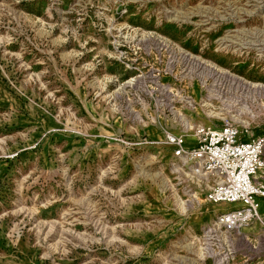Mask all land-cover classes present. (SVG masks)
<instances>
[{
    "label": "rangeland",
    "instance_id": "obj_1",
    "mask_svg": "<svg viewBox=\"0 0 264 264\" xmlns=\"http://www.w3.org/2000/svg\"><path fill=\"white\" fill-rule=\"evenodd\" d=\"M227 119L264 134V0H0V264H264V197L217 227L165 142Z\"/></svg>",
    "mask_w": 264,
    "mask_h": 264
},
{
    "label": "built area",
    "instance_id": "obj_2",
    "mask_svg": "<svg viewBox=\"0 0 264 264\" xmlns=\"http://www.w3.org/2000/svg\"><path fill=\"white\" fill-rule=\"evenodd\" d=\"M189 144L182 133L165 132V142L182 164H189L208 181L207 198L216 203H236L220 211L215 225L235 230L259 217L258 202L264 197V134L244 136L230 120L218 125L198 124Z\"/></svg>",
    "mask_w": 264,
    "mask_h": 264
},
{
    "label": "bare ground",
    "instance_id": "obj_3",
    "mask_svg": "<svg viewBox=\"0 0 264 264\" xmlns=\"http://www.w3.org/2000/svg\"><path fill=\"white\" fill-rule=\"evenodd\" d=\"M223 204H225V205L229 204V205L233 206V205H235L236 203H223ZM260 204H261V202H258V205H257L258 209H259V207H260Z\"/></svg>",
    "mask_w": 264,
    "mask_h": 264
},
{
    "label": "crops",
    "instance_id": "obj_4",
    "mask_svg": "<svg viewBox=\"0 0 264 264\" xmlns=\"http://www.w3.org/2000/svg\"><path fill=\"white\" fill-rule=\"evenodd\" d=\"M262 202L264 203V199L262 200ZM264 208V207H263Z\"/></svg>",
    "mask_w": 264,
    "mask_h": 264
}]
</instances>
